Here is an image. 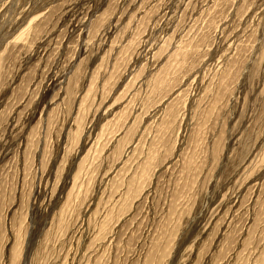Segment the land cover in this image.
<instances>
[{"label": "rangeland", "instance_id": "1", "mask_svg": "<svg viewBox=\"0 0 264 264\" xmlns=\"http://www.w3.org/2000/svg\"><path fill=\"white\" fill-rule=\"evenodd\" d=\"M0 264H264V0H0Z\"/></svg>", "mask_w": 264, "mask_h": 264}]
</instances>
